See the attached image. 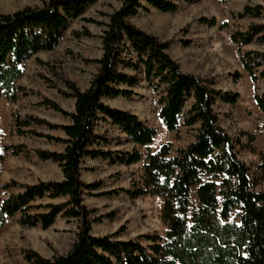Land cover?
Segmentation results:
<instances>
[{"label":"trees","instance_id":"16d2710c","mask_svg":"<svg viewBox=\"0 0 264 264\" xmlns=\"http://www.w3.org/2000/svg\"><path fill=\"white\" fill-rule=\"evenodd\" d=\"M39 1L40 6H26L0 14V93L11 102L24 93V88L17 83L23 74L22 64L39 51L51 50L67 23L81 18L89 3L95 0ZM179 1L193 0H122L120 7L108 15L106 23L87 19L105 27L99 37L101 55L93 60L97 69L88 87L80 90L74 83L65 82L69 92L63 95L74 99L70 112L52 100L41 102L67 117L69 123L53 124L31 115L24 119L13 115L18 133H23L22 127L33 122L63 133V137H59L28 130L63 145L60 151L35 150L41 160L56 162L62 177L35 183L14 179L0 182V227L15 215L24 227L47 228L58 215L78 222L75 240L66 253L48 259L35 251L25 250L29 262L264 264V186L259 190L253 188L248 165L238 158L233 138L219 126L218 115L213 110L217 97L234 103L237 94H222L206 79L182 71L167 53L169 42L159 41L129 20L140 9L147 10L143 2L161 12H174ZM262 11L264 8L260 5L247 4L237 17H258ZM200 21L216 24L214 18L202 17ZM229 37L238 49L253 40L263 43L264 24H250L246 31H234ZM126 47L131 53L128 60L121 58ZM238 51L241 66L252 82L264 78V51ZM119 67L134 73L129 74ZM138 72L143 73L150 86L160 89L157 116L166 131H177L180 126L194 127L193 137L185 146L172 151L168 142L143 156L136 146L148 147L156 129L138 115L104 102L105 98L134 95L131 87L139 82ZM254 100L264 112V92L254 95ZM98 121H109L117 126L134 145L131 151L117 152L113 161L126 165L143 161V164L139 179L132 181L129 188L100 191L95 195L123 192L130 197L146 194L161 197V218L166 226L164 236L147 233L122 240L117 238L119 232L101 236L91 234V223L101 217H91L95 210L82 203V194L85 189H99L102 183H84L80 178L81 164L85 157L112 159L113 154L94 147L103 142L94 131ZM260 159L264 160V149ZM193 187L196 207L191 210ZM57 198H65V201H51ZM235 210L238 221L230 219Z\"/></svg>","mask_w":264,"mask_h":264},{"label":"rangeland","instance_id":"374dc122","mask_svg":"<svg viewBox=\"0 0 264 264\" xmlns=\"http://www.w3.org/2000/svg\"><path fill=\"white\" fill-rule=\"evenodd\" d=\"M121 1L95 0L89 3L81 18L67 23L58 43L51 50L39 51L22 64L23 74L17 83L24 88V93L13 102L0 93L1 183L10 179L21 183L61 179L57 163L41 160L35 150L60 151L63 145L31 134L28 130L59 137H63V133L34 122L22 127L23 133H18L13 125V115L20 119L31 115L53 124H63L66 117L41 102L43 99L52 100L61 109L73 111L74 99L63 95V92H69L65 82L74 83L80 90L87 88L97 69L93 60L101 55L99 37L105 27L87 19L106 23L108 15L120 7ZM178 3L176 11L161 12L143 2L147 10L140 9L129 20L159 41L169 42L167 53L182 71L206 79L212 88L220 90L222 94H237L234 103L217 97L213 110L218 115L219 126L233 138L238 158L248 165L253 188L259 190L264 186V160L260 159L264 149V112L257 107L254 95L264 92V78L252 82L241 66L238 50L264 51V42L253 40L238 49L229 36L234 31H246L250 24H264V11L258 17H237V13L247 4L264 8V0H193ZM40 5L39 0H0V14ZM202 17L214 18L216 24L203 23L200 21ZM130 57L131 53L126 47L121 52V58L128 60ZM119 68L129 74L134 73L131 69ZM237 72L239 76L235 77ZM137 74L139 82L131 87L134 95L106 101L112 107L138 115L156 129L152 143L139 148L143 156L147 151L154 152L168 142L172 151L185 146L193 137L194 127L180 126L177 131H166L157 116L160 89L150 86L142 72ZM115 130L109 128L101 132L97 128L103 142L94 146L113 152L112 159L85 157L81 164L80 178L84 183H102L99 189H85L82 194V203L95 210L91 217H101L99 221L91 223V234L101 236L119 232L117 238L122 240L147 233L164 236L166 226L161 218V197L148 194L130 197L123 192L109 196L95 195L100 191L129 188L142 172L143 161L129 165L113 161L118 156L117 152L131 150L125 139L126 134ZM113 139H117L118 143H114ZM9 145L13 147L4 149ZM51 201H65V198ZM195 207L193 187L190 209ZM17 219L18 215H15L0 227V264H33L26 260L25 250L35 251L48 259L64 254L78 231L75 219L59 215L47 228L39 225L24 227ZM230 219L238 221L237 210L232 212Z\"/></svg>","mask_w":264,"mask_h":264},{"label":"crops","instance_id":"0c3cea01","mask_svg":"<svg viewBox=\"0 0 264 264\" xmlns=\"http://www.w3.org/2000/svg\"><path fill=\"white\" fill-rule=\"evenodd\" d=\"M106 99L107 98H105L104 99V102L106 103V104H110L108 101H106ZM67 123H69V119L66 117V119H65V121L63 122V124H67ZM97 128L99 129V131H103V132H105V131H107L109 128L110 129H116L115 131H119V133L120 134H122V135H125L117 126H115V125H113V124H111L109 121H99L96 125H95V127H94V131L96 132V134L98 133L96 130H97ZM125 139H126V141L130 144V146H131V149L134 147V145L128 140V138L126 137V135H125ZM114 143H118V140L117 139H113L112 140ZM136 147H138V148H140L139 146H136ZM131 151V150H130Z\"/></svg>","mask_w":264,"mask_h":264}]
</instances>
